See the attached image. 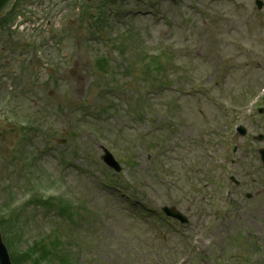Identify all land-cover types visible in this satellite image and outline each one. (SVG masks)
I'll return each instance as SVG.
<instances>
[{
    "label": "rangeland",
    "instance_id": "374dc122",
    "mask_svg": "<svg viewBox=\"0 0 264 264\" xmlns=\"http://www.w3.org/2000/svg\"><path fill=\"white\" fill-rule=\"evenodd\" d=\"M46 1L48 0H21L19 2L17 12H19L18 15L20 17L16 18L13 24L14 28L18 26L14 32L16 36L9 38V40L15 43H18L20 40L25 44L26 41L30 42L29 39H32L34 42L39 43L42 46L41 52H43V55L48 60L47 62L43 64L37 63L36 59L40 60V58L36 57L31 64H26L25 60L28 52H30L29 49L25 50V52L9 49L5 43L6 35L5 39H3L4 41H0V64L4 66L1 72L2 75H7L10 78L8 76L10 72H17L24 64L35 65V67L27 70L28 72L26 71L21 89L37 98L40 102L38 107L44 113L43 120L40 121L42 131H40L35 141L29 144L28 147L32 148V153L37 154L41 167L39 170L43 171L42 175L45 179L47 172L59 169L58 162L62 153L66 152L65 155L68 158H72L74 144L81 149L82 155L87 158H90L94 154V151L100 154L98 141L90 132L86 131L84 125H82L80 130L74 131L76 123L75 112L78 110V105L86 103V108H93L96 105L106 106L110 98L121 95L120 92L106 95L104 75L97 74L94 69L98 57L103 54H109L114 50L105 42L108 38L106 33L97 32L93 36L92 33L84 29L81 9L85 5L86 0H69L64 9H61L59 12L56 11V8L53 10L54 18H51L50 14H46L45 8L41 7ZM50 1L52 2L53 0ZM60 1L63 2L64 0ZM208 1L211 3L208 11L210 15L199 16L195 14L191 24H182V20L172 9L169 10V23L162 22V6H166L162 1L159 3V9L157 8L156 10L158 12L154 11L153 7L156 5V2L152 1L153 4H147L145 11L136 16V19L133 21V24L138 25L140 28L142 44L145 43L148 49L154 48L159 44H173V48L177 52L175 53L177 60L181 63L180 65L192 69L198 77L197 82L202 83V86L198 88L201 98L195 97V95H190L188 98L180 97L176 94L170 96L173 100H177L173 104L175 115L179 118H186V121L178 127L177 134L173 137L170 136V139L172 138L171 148H180L179 150L177 149V153H173L172 150L170 152L173 160H178L174 164L177 170L180 166L181 170L188 171L187 168L183 167V162L194 161L199 163L207 160L201 152L200 147L195 145L196 136L200 135L202 129H204L203 122L216 118L215 121L219 123L216 126L219 130L226 127L225 121L222 118H217L223 114L218 110L213 98L234 102V100L230 99L237 98L239 100L243 94L246 97H253L264 83V67L262 65H260L261 68H256L255 66L247 67L244 64H237L229 70V60H226L230 52H234L235 50L232 44L235 45L243 40L248 44L247 49H249V52H253V55L250 56H257L260 63L263 62L264 10L261 13L256 11L255 0ZM155 15L157 16L155 17ZM160 16L161 20L157 21V18ZM47 20H51V25L48 28H46ZM23 22H25L24 31H22ZM126 28V21L123 20L118 24V28L114 34ZM186 32H188V35H185ZM136 41L131 42V47L125 46L123 52L125 54L137 52L139 47ZM122 43H127V39H124ZM111 57L117 60L120 59V56H117L115 52L112 53ZM137 69L139 70V67ZM72 71L75 72L74 77L70 76ZM120 74L119 77L132 81L134 89H137L139 83L138 72L137 74H134V72H131V74L122 72ZM78 76H81L83 80L78 81ZM176 78L180 80L174 82V88L192 90V86L188 80H182L180 74L175 75ZM158 103L165 104L164 100H159ZM26 106L28 108L24 112L25 115L32 111V106L30 107L29 104H26ZM112 109L104 115V123L87 121L86 124L87 127L94 128L99 136L105 137L119 146H123L122 143L117 142V139L123 142L117 133V127L120 121H123L125 118L120 117V114L116 111L123 109L122 104L115 102V106ZM0 114L2 115V113ZM245 116V109H243L241 118L237 120V124L243 123L247 126L248 123L245 121ZM152 121L153 114L152 112H148L146 121L138 124V126L144 130L148 129L151 127ZM12 126L13 129L10 128ZM3 129L4 133L0 137V164L6 162L8 156L9 161L6 172H3V169L0 171V207L8 203L9 200L7 193L4 192L5 189L9 188L12 195L19 198L23 195L25 188L31 187L30 183L22 184V163L19 160H12V154L16 155L18 149H20V145L24 143L23 138L18 139V135L22 134V132L17 131L18 122L11 119L4 120ZM262 132L264 133V130ZM62 138L67 139V144L64 147L60 145ZM234 142L240 148L246 149V146H251V150H254L253 145L255 143H252L250 137L240 138L237 136ZM244 149L239 153L240 160L244 159L247 171L255 173L257 171V162L255 164L251 157L246 159L243 153L246 151ZM59 150H62V153H59ZM139 161L140 163L144 162L142 156H140ZM88 163L95 164L94 161ZM87 166L91 167V164ZM72 168L76 169L77 167L73 165ZM72 168L68 172V177L72 182H75L74 187L76 191L89 203L100 204V207L106 211L102 204L105 198L96 190L95 181L90 179L88 175L77 173L78 171ZM237 171L241 172V169H237ZM191 177L199 179L202 178V175L191 173ZM178 179L187 191L189 182L180 177ZM255 192V197L248 200L247 204L250 208L257 210L258 216L261 217L264 214V191L261 192L258 188ZM152 193L155 195L158 203L161 204L167 199L180 196L182 206L180 208L186 212L191 207L194 197L200 191L198 189L195 193L190 192L191 194L189 195L187 192V195H184L181 192L173 190L163 196L154 187ZM120 207L122 208L118 216L110 215L111 224L100 226L96 235L86 233V238L94 242L95 255L97 262H101L100 264H119V260L115 257L114 249L108 250L106 248V238H113L116 242L115 246L119 250L126 247L125 232L127 233V237L129 233L134 235L135 233L147 232V229L144 227L138 228L135 220L131 218L132 216L125 212L124 204ZM46 213L43 208L36 206L28 207L22 217V226L28 240L38 239L41 233L48 231L51 224L54 225L53 218H50L51 224L48 223ZM203 214L202 209L197 210L196 207L193 208L190 224L185 226L184 230L181 231L185 239L182 245H178L177 242L169 237V252H166L165 249L163 250L165 260L169 259L171 253H175L176 256L170 261H183L182 264H208V261L202 260L199 257V253L202 251L207 252L210 256L212 254V246L208 250L206 246L201 248L202 238L211 240L212 234L215 238L216 235L213 228V218L210 215ZM234 215L231 214L232 220H234ZM108 226L110 228H107ZM209 226H212V229L209 230L210 233L205 229ZM238 230V225L234 226L229 222H222L219 227L218 239H232L234 237L233 233H238ZM132 235L130 239L133 238ZM148 236L149 239H152L151 234ZM157 242L158 240H156ZM137 245V241L132 243L128 239L127 251L130 253L135 252ZM207 253H205V258H207ZM148 256V254L142 255L131 262L133 264H146ZM89 257V255H85L82 256V259L88 261ZM210 264H214L212 258H210Z\"/></svg>",
    "mask_w": 264,
    "mask_h": 264
},
{
    "label": "water",
    "instance_id": "95a60500",
    "mask_svg": "<svg viewBox=\"0 0 264 264\" xmlns=\"http://www.w3.org/2000/svg\"><path fill=\"white\" fill-rule=\"evenodd\" d=\"M13 2V0H0V16L5 13L7 9H9V5Z\"/></svg>",
    "mask_w": 264,
    "mask_h": 264
},
{
    "label": "trees",
    "instance_id": "16d2710c",
    "mask_svg": "<svg viewBox=\"0 0 264 264\" xmlns=\"http://www.w3.org/2000/svg\"><path fill=\"white\" fill-rule=\"evenodd\" d=\"M64 264H67V263H64Z\"/></svg>",
    "mask_w": 264,
    "mask_h": 264
}]
</instances>
